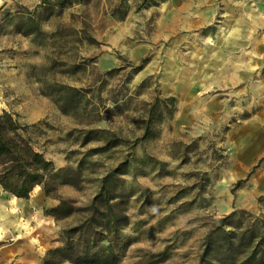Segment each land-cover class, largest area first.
<instances>
[{
	"label": "rangeland",
	"instance_id": "obj_1",
	"mask_svg": "<svg viewBox=\"0 0 264 264\" xmlns=\"http://www.w3.org/2000/svg\"><path fill=\"white\" fill-rule=\"evenodd\" d=\"M4 110L67 182L0 186V264H45L104 177L113 264H199L211 229L264 264V0H0Z\"/></svg>",
	"mask_w": 264,
	"mask_h": 264
},
{
	"label": "trees",
	"instance_id": "obj_2",
	"mask_svg": "<svg viewBox=\"0 0 264 264\" xmlns=\"http://www.w3.org/2000/svg\"><path fill=\"white\" fill-rule=\"evenodd\" d=\"M65 169H55L52 162L37 150L27 132L8 111L0 113V186L14 198L26 199L31 190L40 187L45 196H52L59 183L67 182ZM110 178L104 177L100 190L85 208L87 215L78 225L62 231L63 242L46 252L44 263L57 264L64 260L75 263L113 264L118 258L121 230L127 223L122 193L110 188ZM68 203L60 200L50 211L57 214ZM234 212L222 220H229ZM223 244L222 256L212 258L216 240ZM237 244L234 235L210 230L199 264H250L254 252L236 261L229 253ZM243 248L249 246L242 245ZM212 259H211V258Z\"/></svg>",
	"mask_w": 264,
	"mask_h": 264
},
{
	"label": "crops",
	"instance_id": "obj_3",
	"mask_svg": "<svg viewBox=\"0 0 264 264\" xmlns=\"http://www.w3.org/2000/svg\"><path fill=\"white\" fill-rule=\"evenodd\" d=\"M36 188H38V187H35V188H33V189H36ZM37 196L40 197V196H45V195H44L43 192H42V193L39 194V195H38V193H37ZM48 199H49V198H48Z\"/></svg>",
	"mask_w": 264,
	"mask_h": 264
}]
</instances>
